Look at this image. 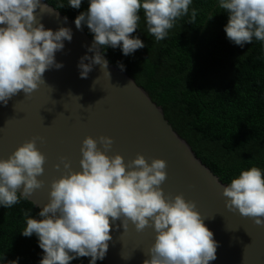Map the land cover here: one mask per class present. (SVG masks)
Masks as SVG:
<instances>
[{
	"label": "clouds",
	"instance_id": "clouds-1",
	"mask_svg": "<svg viewBox=\"0 0 264 264\" xmlns=\"http://www.w3.org/2000/svg\"><path fill=\"white\" fill-rule=\"evenodd\" d=\"M81 3L82 0H69L72 8L79 9ZM191 3L192 0H90L88 11L75 19L78 29L86 23L94 34V43L88 50L96 53L94 57H81V78H87L96 64L107 70L108 61L99 51L102 46L122 47L125 56L145 47L139 37L131 35L138 28L141 9L149 34L161 41L177 18L188 15ZM219 7L229 13L224 31L230 41L241 47L252 43L254 37L264 41V0H220ZM37 8L51 11L41 6L40 0H0V102L5 105L20 91L27 96L45 84L44 74L50 68H62L55 54L63 50L65 40H72L69 28L46 30L37 20ZM196 16L197 10L192 9L190 23ZM119 66L124 68L122 63ZM38 139L42 138L34 137L8 159H0V205L9 208L21 197L30 200L44 186L38 177L45 171L46 156L37 147ZM113 143L108 136L86 137L81 147V171L72 170L70 161L61 158L66 172L52 181L50 200L39 212L42 219L32 218L31 209L24 211L26 227L22 234L38 236L44 251L40 264H70L77 257H91L90 264H96L106 257L112 224L117 220H122L124 231L130 222L137 232L154 228L155 242L147 253L151 258L144 264L214 261L218 244L196 202L186 200L183 194L166 196L161 187L167 180V161L154 158L149 163L143 154H138L126 164L120 154L107 155ZM98 145H103V150ZM56 167L59 169L60 164ZM223 195L228 198L226 206L230 211L238 210L264 226V172L259 167L243 170L224 188Z\"/></svg>",
	"mask_w": 264,
	"mask_h": 264
},
{
	"label": "water",
	"instance_id": "water-1",
	"mask_svg": "<svg viewBox=\"0 0 264 264\" xmlns=\"http://www.w3.org/2000/svg\"><path fill=\"white\" fill-rule=\"evenodd\" d=\"M40 4L51 10L37 8L35 13L46 30L64 27L72 32V40H65L63 50L55 54L63 67L47 70L46 83L30 95L20 91L6 105L0 102V159H8L26 141L42 138L37 140V147L46 162L38 179L44 186L29 201L40 209L49 202L52 181L66 172L62 157L70 161L72 170H82L81 147L86 137H112L114 143L107 155L120 154L126 164L138 154L149 163L154 158L167 161V180L161 185L165 195L174 198L183 194L186 200L195 201L214 234L217 258L209 264H264V226L227 208L223 190L228 183L197 156L166 118L162 106L126 70L114 65L101 47L107 70L96 64L87 78H81V57L96 54L88 50L94 34L90 36L83 26L78 29L75 19L48 1L40 0ZM98 147L103 150V145ZM110 234L112 240L103 259L106 264H144L151 258L147 253L155 242L153 227L137 232L130 222L124 231L122 220H117Z\"/></svg>",
	"mask_w": 264,
	"mask_h": 264
},
{
	"label": "trees",
	"instance_id": "trees-1",
	"mask_svg": "<svg viewBox=\"0 0 264 264\" xmlns=\"http://www.w3.org/2000/svg\"><path fill=\"white\" fill-rule=\"evenodd\" d=\"M46 1L73 19L90 6V0H82L79 9L69 0ZM219 3L192 0L188 15L177 18L161 41L149 34L141 9L131 35L145 47L128 56L122 47L101 49L114 65H124L197 156L229 184L253 166L264 172V41L254 37L243 47L230 41L224 31L229 13ZM192 9L197 16L190 23ZM83 27L93 35L86 23ZM28 209L32 218L42 219V209L22 197L9 208L0 205V264H40L43 259L38 236L22 234ZM90 261L91 257H77L70 264Z\"/></svg>",
	"mask_w": 264,
	"mask_h": 264
}]
</instances>
